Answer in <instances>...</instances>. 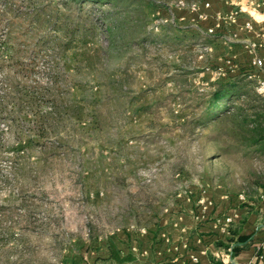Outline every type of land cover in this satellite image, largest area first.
<instances>
[{"label": "rangeland", "instance_id": "1", "mask_svg": "<svg viewBox=\"0 0 264 264\" xmlns=\"http://www.w3.org/2000/svg\"><path fill=\"white\" fill-rule=\"evenodd\" d=\"M225 1L238 16L264 12V0H105L81 12L74 0L12 1L14 27L0 28V264H94L113 240L126 245L117 234L137 241L203 186L264 191L259 146L239 145L229 123L190 124L236 72H219L233 29L205 35L195 19L204 4L228 15L216 9ZM242 100L232 113L264 114V98Z\"/></svg>", "mask_w": 264, "mask_h": 264}, {"label": "crops", "instance_id": "2", "mask_svg": "<svg viewBox=\"0 0 264 264\" xmlns=\"http://www.w3.org/2000/svg\"><path fill=\"white\" fill-rule=\"evenodd\" d=\"M230 6L225 1L221 8L216 9L225 15L231 12ZM246 9L231 25L237 38L229 50L225 48V57L230 55L238 65L234 74H251L252 80L257 81L264 79V63L261 69H257L252 66V61L255 57L264 58V51L258 50L255 54L249 51L246 42H258L259 38L256 32L244 30L243 24L250 21L256 29L263 26L264 12L250 7ZM202 23L206 27L212 24L210 20ZM207 42L214 47L220 44L218 39ZM216 60L219 63L220 56ZM180 200L186 204L185 209L165 210L155 226L149 230H136L140 236L137 241L129 232L115 236L121 235L122 241L126 242L123 245L112 241L121 262L111 258L110 249H105L107 259L94 264H264V191L256 197L244 196L241 200L239 195L212 194L208 187L203 186L201 194ZM226 217L232 221L225 228ZM238 237L247 240L236 243ZM230 238H235L234 243H229ZM193 257L197 262L191 260Z\"/></svg>", "mask_w": 264, "mask_h": 264}, {"label": "trees", "instance_id": "3", "mask_svg": "<svg viewBox=\"0 0 264 264\" xmlns=\"http://www.w3.org/2000/svg\"><path fill=\"white\" fill-rule=\"evenodd\" d=\"M12 1L13 0H0V4L3 6L0 10V28L2 27L1 25L5 24V22L10 21L9 16L12 15L13 17H17L15 16L17 10H14ZM74 1L79 4L78 11L81 12L83 10L82 7L87 3L94 5L105 0ZM35 9L39 16L43 7H41V9L36 7ZM41 21H44V19ZM7 25V29L9 31L14 27L12 21ZM77 27L78 26H75V31H80ZM81 31H83L82 27ZM6 39H10V37L0 38V47L8 53L9 48L7 46L8 41ZM6 55L9 59L11 58V54ZM254 83V80L248 79L247 76H241L239 74L229 76L225 80H220L214 85V88L208 94H205L202 98H200L199 102L195 106L196 109H200L199 116L193 118L192 121H190V124L197 129H205L211 123H229V125H231L230 131L232 136L236 139V142L239 143V145H242L247 149L259 146L260 149L258 151H264V114L246 113V109L241 108L242 104L238 106L237 112H231L235 109L233 106L234 99H244L242 100L243 102H248L249 100L255 101L254 99L257 98H264V95H258L255 92L253 86L255 85ZM13 88H16V86L14 85ZM26 95L27 94L25 92H21V96L23 98H26ZM9 99V96L5 95L4 102L8 103ZM3 109V106H0V111ZM234 239L235 238H230L229 243H234ZM246 240V238L238 237L236 238V243H243ZM109 249L110 257L121 262V259H119L118 253L115 252L112 244Z\"/></svg>", "mask_w": 264, "mask_h": 264}, {"label": "built area", "instance_id": "4", "mask_svg": "<svg viewBox=\"0 0 264 264\" xmlns=\"http://www.w3.org/2000/svg\"><path fill=\"white\" fill-rule=\"evenodd\" d=\"M246 1H249V0H246ZM207 8H208V4H204V6H201L200 9L197 8V10L195 11V19L197 21L206 22V21L210 20L212 22L210 28L207 29V32L205 33V35H210L214 31L220 29L221 27H228V26L231 27V25L236 23L237 16H238L239 12H241V8L240 9L235 8L228 15L220 16L218 13H216V14L209 13ZM243 29L246 30L247 32H256V35L259 38L258 42H254V41L246 42V45H247V48L249 49V51L252 54L257 53L258 50L264 51V25L260 26L256 29L253 22L247 21L243 24ZM236 38H237V35H236V32L234 30H228L227 33H225L221 36V40L223 41V44H225V45L233 44L235 42ZM196 47L198 48L197 51H199V52H201L202 50L204 52H210V50H211V46L207 43L201 44V45L198 44V45H196ZM221 61H222V65L219 68V72L224 71L225 69H229V70H232V72H234L233 70H236L238 67V65L236 64V62L234 61L233 58H224ZM263 63H264V58L255 57L252 61V66L257 68V69H261L263 67ZM208 70H209V68H207V67L204 68V71H208ZM247 78L253 79V75L248 74ZM254 90L258 95H264V79H259V80L255 81ZM239 198L241 200H244L243 195H239ZM199 203H201V201H199ZM202 209L204 211V208H202ZM231 221H232L231 218L226 217L224 219V225L223 226L226 228L231 223ZM141 231L143 232V230H141ZM263 245H264V243H263ZM228 251H230V250H228ZM191 260L193 262H197L196 257H193Z\"/></svg>", "mask_w": 264, "mask_h": 264}]
</instances>
